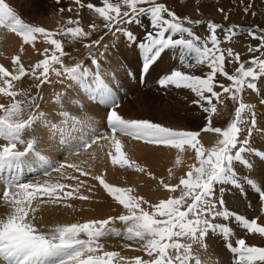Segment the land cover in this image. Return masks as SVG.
I'll return each mask as SVG.
<instances>
[{
	"label": "snow or ice",
	"instance_id": "obj_1",
	"mask_svg": "<svg viewBox=\"0 0 264 264\" xmlns=\"http://www.w3.org/2000/svg\"><path fill=\"white\" fill-rule=\"evenodd\" d=\"M75 3L80 8L86 7L98 14L106 21L104 26L109 30L115 28V32L125 35L129 42H135L142 55V74L154 70V65L162 64L165 57L174 54L170 50H182L181 57L194 53L195 64L185 63L181 59L182 67L206 64L209 69L206 75H191L176 69L165 74L159 84L162 87L171 85L190 89L197 98L192 103L207 114V126L201 131L214 133L218 139L212 147L206 148L199 139L201 132L175 130L149 120L124 118L117 111L119 105L112 88L100 75L101 65L98 60L92 58L91 63L95 65L93 70L80 62L68 65L63 59L68 53L63 41L55 38L56 36L77 40L90 35L79 26L78 20L67 21L69 25L77 26L61 27L52 32L25 22L7 0H0V28L10 30L22 38L21 51L24 50V45L34 47L38 36L52 46L51 50L45 48L44 58L30 68L25 67L20 55L12 57V70L0 64V95L11 101L7 104L0 103V139L7 142L0 144V200L8 209L0 216V264H202L201 259L193 254V245L206 249L210 233L218 232L224 237L232 235L229 226L214 222L220 218L225 221L234 218L248 232L264 235V226L258 223V218L248 219L230 211L225 206L223 195L224 185L241 187L240 175L244 174L245 169L252 167L248 154L254 153L264 158V152H257L250 147L254 131L259 127L264 134V126L259 125L256 106L246 103L243 98L246 89L257 93L261 91L258 82L264 78V58H261L264 57V31L257 35L255 31L249 30L248 34L260 41L257 47L250 48L249 51L259 52L261 56L241 62L240 53L234 52L232 48H221V40L217 35V30L222 28L220 24L207 21L210 35L201 38L190 25L205 23L204 21L182 18L158 0H102V6L85 4L82 0H75ZM63 11L64 9H60V12ZM142 17H150L152 26L143 41L131 31L116 27L120 24H139ZM89 27L94 30L96 25L90 24ZM223 30L227 41L239 34L236 25ZM98 43L99 41H94L86 47L91 48ZM228 57L238 64L232 74L225 70V60ZM218 74L231 83L228 86L219 83ZM53 75L62 85L67 81L66 88L77 95H58L57 106L50 112L40 110L37 100L42 97L31 96L27 90L16 88V82L25 77L38 81L35 87L40 88L43 84L51 83ZM217 88L221 91H217ZM225 94L237 105L234 118L225 127H214L212 117L218 112V104L224 103L222 97ZM88 96L109 106L106 115L108 130L105 133L93 128L86 116L77 119L70 112L74 103ZM260 104L264 105V98L260 99ZM79 107L83 108V104L79 103ZM85 127L88 128L87 133H84ZM77 133L86 134L88 138L85 140L83 135L78 136ZM120 137L163 145L180 152L185 151L186 146L194 150L196 162L188 166V172L179 178L177 184L170 185L163 179L160 180L163 188L170 192L174 193L179 189V196H170L150 204L143 197L134 195V189L116 187L106 182L101 174L93 179L99 181L108 194L127 210V214L57 224L48 230H40L34 223L37 209L33 207V201L38 196L48 197L51 203L76 198L79 185L73 187L60 182L22 181L20 174L32 159L35 146L44 143L55 147L61 143L71 144L73 140L84 150L91 149L94 145L101 149L107 146V155L113 165L145 172L144 167L127 157ZM92 157L95 159L94 153ZM175 163H182L179 156ZM65 168L73 169L81 176L90 175L74 163L61 164L55 171L61 172ZM5 172L8 173L7 176L2 175ZM169 174H172L171 169ZM65 178L79 180L77 176ZM247 183L255 185L252 179H247ZM256 191L261 201H264V187H256ZM78 198L90 199L83 195ZM143 205H147L151 211ZM116 221L125 224L123 232L110 227ZM109 236L123 237L139 244V250L147 258H127L118 251L105 250L101 240ZM236 244L238 246L228 245L232 253L236 254L235 264H264V247L248 246L244 239H238Z\"/></svg>",
	"mask_w": 264,
	"mask_h": 264
},
{
	"label": "rangeland",
	"instance_id": "obj_2",
	"mask_svg": "<svg viewBox=\"0 0 264 264\" xmlns=\"http://www.w3.org/2000/svg\"><path fill=\"white\" fill-rule=\"evenodd\" d=\"M62 1L70 4L69 5L70 7L68 8L62 5V3H60ZM7 2L10 3V5L13 4L15 5L16 3H23V2L32 3L33 0H12V1L7 0ZM37 2H39L40 6L42 7L41 12L45 17L44 19H47L45 20L47 21L45 23H50L49 25L50 27H46V28L44 27L45 29L55 32L58 27L67 28V27L77 26V25H69L67 23L69 19H73V20H78L79 26L83 27L85 31H88L90 33L88 37L77 40H69L67 37L56 36L57 38L63 41L65 51L68 53L67 56L63 57V59L65 63L68 65H74L76 62H80L85 67L93 70H95V65L91 63V60L92 58L98 60L101 65L100 75L103 79H105L106 83H108V85L112 88L113 94L115 95L117 103L119 105L117 111L119 112L120 115H122L124 118H126L125 115L127 114L136 118H138L139 116V118L145 119L144 117L140 116L139 111L141 109L148 112L147 114L149 118L158 117L157 120L151 122L156 123L157 121V123L165 127H168L166 124L168 125L170 124L174 127L175 130L201 132V136L199 137V139L206 148H210L215 144L217 138L210 137V139H206V137H204L207 136V134L215 135L214 133L201 131L204 127L207 126V114L204 113L203 110L198 105L192 103L194 99H197L195 97V94L192 93L190 89L176 88L171 85H169L168 87H162L159 84V80L165 74H168L172 70H176V69H180L181 71H184L191 75H201V76L206 75L207 71H209L206 64L197 65L191 68L181 66V58L185 60V63L195 64L194 53L189 54L186 57H181L180 52L182 50L179 49L170 50V52H174V54H170L169 56L165 57L164 62L162 64H159L157 66L154 65L153 66L154 70H150L147 74L143 76L141 74L142 55L140 49L138 48V46H136L135 42H129L125 35L119 32H115V28H113L112 30L106 28L104 26L106 21H104L103 18L99 17L98 14H96L94 11L87 9L86 7L80 8L75 3V0H41V1L37 0ZM82 2L85 4L94 3L97 6H102V0H82ZM158 2L166 4V6L170 10L174 11L178 16L182 18L189 17L193 20L199 19L204 21L205 23H201L198 25L197 24L190 25L193 31L201 38H206L208 35H210L209 30L207 29V21H213L220 24L222 28L217 30V35L218 38L221 40V45H220L221 48L225 50L228 48H232L234 52L240 53L241 62H248L253 57L261 56V53L259 52L249 51L250 48L257 47L260 44V41L253 38L248 33L249 30L254 31L255 28L264 29V0H158ZM60 9H64V11L60 12ZM69 9H71V11H69ZM83 9L86 10L84 11ZM220 9H223V11H220ZM245 9H247V11H245ZM61 16H63L62 19L63 21L60 27L61 20L59 19ZM37 19L38 21L40 20L39 18ZM54 21H56V23ZM90 24H95L96 28L93 30L91 27H89ZM233 25L237 26V31L239 32V34L237 36H234L230 41H227L225 39L226 32L223 29L227 27H231ZM116 27H123L127 31H131L133 35L141 41L145 39L147 32L152 30L150 17L148 18L142 17L141 22L139 24L136 23L120 24V25H116ZM94 41H99V43L94 44L91 48L86 47V45L92 44ZM36 44H39V47L35 53V56H37L38 51L41 50L42 52L39 55L40 58L35 63L39 62L41 59L44 58L43 52L45 48H49L50 50L52 48V46L47 44V42L42 37H39L37 39ZM40 45H42V47ZM126 46L133 48V50L135 51L134 52L135 60L134 63L130 64V66H128L127 64L128 59L126 57L124 58L123 55L121 56V53L124 51ZM30 59L31 58H29V62ZM33 65L34 64H32L31 66ZM29 66L30 64H28L27 68L31 67ZM134 66L136 67L134 68ZM246 66H248L247 63ZM236 67H238V64L234 60H232V58L230 57L226 58L225 60L226 71L232 74L234 73ZM24 81L27 82L25 84H22L21 81L16 82L17 84L16 88L18 89L23 88L27 90L31 96L42 97V99L37 100V103L40 105L41 111L45 109L43 107L45 103L44 101L47 96L44 88H48L49 92H51L50 93L51 96H53L55 95L56 92L55 87L62 86V84L59 82V79L56 78L54 75L51 77V81H52L51 83L43 84L40 88L35 87L38 81H35L31 77H28ZM217 81L219 83L224 84L225 86H228L231 83L225 77L220 76L219 74L217 75ZM19 83H21V85ZM66 83L67 81H65V84ZM258 83L261 91L257 93V92H253L252 90L246 89L243 94V98L246 103H252L256 106L259 125L264 126V105L260 104V99L264 98V78H261V80ZM216 90L221 91V89L219 88H217ZM65 92H66L65 90L64 91L61 90V92H59L58 95L60 94L64 95ZM58 95H56V97ZM55 99L56 98L53 97V101ZM222 99L224 100V103L218 104L217 106L218 112L212 117V126L214 127H225L230 122V120L234 118V111L237 105L227 98V94H225L224 97H222ZM0 100L1 102L4 101V98L1 95H0ZM89 101L86 100L85 102L90 104L94 103ZM10 102H11L10 98H8V103ZM95 103L96 105L105 108V110H103L101 114L105 120V126H106V115L109 111V106L104 103H101L99 99H96ZM122 110H125V112H123ZM71 113L74 114L73 112ZM75 115L77 118L78 117L77 114ZM162 118L163 120H161ZM183 126H185L186 128ZM107 130L108 129L106 126L105 131ZM84 132L85 133L88 132L87 127H85ZM98 132L104 133V131H98ZM77 135L80 136V133H77ZM87 138L88 137L86 135L85 140ZM120 138L124 144L129 140H133L136 143H139L138 140L130 137H120ZM250 141H251L250 147L256 149L257 152H264V134L260 132L259 127L257 128L256 131H254L252 137L250 138ZM4 143L7 142L1 139L0 144H4ZM147 145H152V144H147ZM56 148H58L61 151L78 150L76 151V153L87 152V150L89 152L90 150H92V149L84 150L80 148L76 140H73L71 144L61 143L58 146H56ZM150 149H151L150 151L152 152L160 151L162 149L168 151L169 147L163 145H155L153 147H150ZM123 151L127 155V149L124 148ZM183 152L195 156L194 150H192L190 147L186 146L185 151ZM153 157L157 162L158 159L156 155H153ZM247 158L250 159L252 163V167L250 169H245L244 174L240 175L239 179L241 181V187L237 188L232 185L223 186L225 188V192L223 193L225 198V206L230 211L236 213L237 215H242L245 218L248 219L258 218V223L261 226H264V222L261 220V218L258 217V216H264V201H261L259 194L256 191V187H264V181L261 180L258 174L253 172L254 170L257 169L261 170L260 168L264 167L263 166L264 162L262 163V161H264V158H260L254 153L248 154ZM63 162L64 161H62L61 159L59 161L53 162V164L51 165L48 162L45 163L43 166H39L37 172H35L36 174L39 175L35 179L36 181L34 180L28 183H36V182L43 183L44 181H50V182H60V183L69 184L72 185L73 187L79 185L80 189L79 192L76 194V198L65 199L59 203H56L55 205V203H51L49 201L48 197L41 196L40 198V196H38L36 201H33V207H35L38 211V209L42 208L41 206L44 204L47 208H49V210L57 211L56 212L57 215L65 214L67 218L75 219L77 222H79V214L81 212L74 210V208H76L75 202L85 201L83 199L77 198L81 196L82 193L80 191L81 190L80 183L83 181L82 180L83 178L79 177L80 181L66 179L65 172L70 168H65L62 169L61 172H56L55 169L59 167V165L64 164ZM158 163L159 162H157V164ZM159 164L161 166V163ZM140 165L146 169L145 172H138L128 167L121 168L119 165H117L120 174L125 176L123 179L124 181L119 180L120 184L123 185V187H129L135 189L133 188L135 187L133 184L135 180L138 181V184H140V186L142 185L143 186L145 185L146 187L148 186L147 187L148 190L142 187V189L146 191L147 194L146 196L143 195L141 192L136 194V190H134L133 194L136 196H141L145 200L148 199L147 201L150 204L158 203L161 199H167L170 196H179L180 194L179 189H177V191L173 193L167 189H164L163 186L160 184L161 179H163L165 183H168L170 185L177 184L176 179L173 178L175 174L173 173L170 175L168 173L169 167L165 168L164 172L162 171L163 172L162 175L168 176V179L166 180L167 177L164 178V176L162 175L161 176H156V175L154 176L153 174L149 175L150 171H155V169L159 171L157 166L154 167L152 164L148 166L147 164L142 162H140ZM258 165L259 167H257ZM151 166L154 167L155 169L152 168ZM237 170L239 171V168ZM186 173L187 172H185V175ZM29 176L30 175H28L27 177ZM247 179H252L255 182V185L254 186L249 185L247 183ZM23 181L26 182L27 179L25 178ZM218 189L219 186L217 188V191ZM102 191L105 194L108 193L105 189ZM255 199L257 203L260 204V211L255 213V210H252L251 213H249L251 207L255 206V202H254ZM0 202H2V200H0ZM66 202H68V205L71 206L69 207L68 205H66L67 204ZM111 202L115 205L118 204L117 205L118 207L120 206L122 209H124L123 206L120 205L119 203H116L112 200ZM38 203H40V205H38ZM143 206L147 210L151 211V209H148L147 205H143ZM84 207L85 209H87L90 207V204L87 202L84 205ZM0 211L3 214H5L8 211L7 205L2 207ZM69 212H71L72 214L69 215L68 214ZM253 214L255 216L252 217ZM214 222L226 224L230 228L232 226L231 228L232 235L231 237H224L221 233L218 232L210 233L206 240V244H207L206 249L202 248L200 245H193V254L201 259L202 264H206V261H209L210 258H211V264H235L236 254L232 253L228 245L232 244L234 246H238L236 244L238 239H244L248 246L264 247V235L248 232L246 229L243 228V226L238 221H235L234 218H231L228 221H225L222 218H220ZM34 223L40 230L50 229L49 227H45L43 225V219L39 216L38 212L35 213ZM233 224L236 225V227H233ZM110 227H114L118 230H121L122 232L126 228L125 224L119 221H116L114 224L110 225ZM103 239L101 240L103 241L102 244L105 246V248H107L106 247L107 245L108 246L107 249H113L118 245L117 249L119 250L122 256H125L127 258H132L135 256H141L143 258H147L146 254L143 251L139 250L140 245L136 244L133 241H128L123 237H116V236H109ZM252 240H254L255 242ZM125 245H131V247H125ZM213 258L215 261L214 263L212 260ZM216 259L218 260L217 262ZM223 260L224 262H222Z\"/></svg>",
	"mask_w": 264,
	"mask_h": 264
},
{
	"label": "bare ground",
	"instance_id": "obj_3",
	"mask_svg": "<svg viewBox=\"0 0 264 264\" xmlns=\"http://www.w3.org/2000/svg\"><path fill=\"white\" fill-rule=\"evenodd\" d=\"M42 2H44V1H42ZM60 3H62V5L66 6L68 8L70 7L69 6L70 4H68L67 2L62 1ZM11 6L16 10L17 14L25 22L34 24L36 26H42L45 28L50 27L49 26L50 23H45V22H47V21H45L47 19H44L45 17L43 16V13L41 12L42 7L40 6L39 2H37V0H33L32 3L23 2V3H16L15 5L13 4ZM83 10L85 11L86 9H83ZM66 15H65V17H66ZM63 16H61L59 19V20H61L60 27L62 25ZM37 18H39L40 20L38 21ZM56 21H54V22L56 23ZM48 22H50V21H48ZM57 29H59V27ZM256 30H257V32H256ZM254 31L257 34H260L262 31H264V29L255 28ZM38 38H39V36L37 37V39ZM39 44H36V42H35L34 47L31 45H24L23 46L24 50L21 51L22 38L18 37L16 34L12 33L10 30L0 28V64L9 68V70H12V68H13L12 57H14L15 55L21 56V61L25 65L26 68H27L28 64H30V66L32 64H35V62L40 58L39 55L42 52L41 50L38 51L37 56H35V53L39 47ZM40 46L42 47V45H40ZM129 49H130V51H129ZM134 52L135 51L133 50V48L126 46L124 51L121 53V56L123 55L124 58L126 57L128 59V62H127L128 66H130V64L134 63V60H135ZM107 53H108V51H107ZM29 58H31L30 62H29ZM135 67L136 66H134V68ZM27 78L28 77H25L22 79V81H21L22 84H25L27 82V81H24ZM19 84L21 85V83H19ZM65 85H62L61 87H55L56 92H55V95H53V96H51V94H50L51 92H49L48 88H44L46 91V94H47L46 99L44 101L45 102L44 107H43V108H45L43 110L44 112H50L57 106V101H56V99L53 101V97L56 98V95H58L59 92H61V90H63V91L65 90L66 91L65 93H68L70 95H74V96L77 95V93L72 92L70 89H67ZM60 95L62 96V94H60ZM3 98H4V101L1 102V100H0V102L7 104L8 103V97L3 96ZM88 98L83 99L80 102L74 103L72 105L70 111L73 112L74 114H77V116H78L77 118H79L80 116H86L88 118L89 122L92 124L93 128H95L97 131H104V133H105L106 132L105 131L106 130L105 120L101 114V112L103 110H105V108H102L99 105H96V103H93V104L92 103L91 104L86 103L85 102L86 100H88V101L90 100L89 102H94V100H95V99H92L91 96H88ZM79 103L83 104V108L78 107ZM122 111L125 112V110H122ZM139 112H140V116L144 117L145 119L139 118V116H138V118H136V117H133V116H130L127 114L126 115L124 114V115H125L126 119H141V120L155 121L158 118V117L157 118H154V117L149 118L148 114H147L148 112L141 110V109ZM161 120H163V118ZM170 121H172V120H170ZM156 123H157V121H156ZM166 125L168 127H173L170 124L169 125L166 124ZM183 127H185V126H183ZM173 129H174V127H173ZM80 135H83L84 139L86 138V134L80 133ZM204 137H206V139H210V137H214V138L218 139L216 134L215 135H208L207 134V136H204ZM25 138L27 139V137H25ZM124 142H125V140H124ZM101 143H106V142L101 141ZM125 144H126V146H125ZM125 144L123 143V147L125 149H127V157H129L131 160H134L138 164H140V162H142V163L147 164L148 166H150L151 164L154 167L157 166L159 171H157L154 167L151 166L152 168L155 169V171L149 172V173L152 172L151 174H153L154 176L155 175L161 176L163 174V172L165 171V168L169 167V169L172 170V174L173 173L175 174V176L173 178L176 179L177 183L179 181L180 176H185V172H188V170H189L188 166L190 164L196 162L195 156H193L192 154L179 152L178 150H174L173 148H169L168 151L162 149L160 151H153L152 152V151H150L151 150L150 147H153L155 145H147L143 141H139V143H136L133 140H129ZM259 145H261V144H259ZM35 147H36V151L32 154V159L27 163V165L23 168V170L20 174V179L22 181L27 177L28 173L32 172L33 169H35V168L38 169L39 166H43L45 163H48V162L51 165V164H53V162H56V161H59L62 159V161H64L63 162L64 164L74 163V164L80 165L86 172L90 173V175L81 176L75 170L68 169L65 172V176L70 175V176H78L80 178H83L82 183H80L81 184V190L80 191L82 192L81 195H85V196L90 197V199L83 201L85 203L74 201L76 203V204L74 203L76 205V208H74V210L81 212L79 214V222H86V221L92 220V219H106L110 216L114 217V216H118L121 214H127V210L122 209L120 206L119 207L117 206L118 204L115 205L111 202V200H112V201L118 203L117 201H115V199L110 197V195L108 193L105 194L102 191V190H104V188L102 185H100L99 181L93 179L94 176L103 174L106 182H108V183H110L116 187H123V185L120 184L119 180L122 181L125 176L120 174V171L118 170L117 165L112 164L111 158L107 155V152L109 151L107 146H105L103 149H101L98 146L94 145L91 148L92 150H90L89 152L87 150V152H80L78 155L76 154V152L74 153L73 150L61 151L58 148H56V146L53 147L51 145L44 144V143L37 144ZM112 151H113V149H112ZM93 153L95 154V159H93V157H92ZM153 155H156V157L158 159L157 162L161 163V166L159 163L157 164ZM178 156L182 160V163L180 165H176V163H175L176 158ZM41 157H43V160H41ZM155 162H156V165H155ZM263 162L264 161H262V163ZM263 166H264V163H263ZM257 167H259V165ZM49 168H51V167H49ZM260 169L261 170L257 169L258 171L254 170L253 172L258 174L259 177L261 178V180L264 181V177H263L264 176V167H261ZM248 174H250V173H248ZM2 175L7 176L8 173L5 172ZM162 176H164V175H162ZM164 178H166V180H167L168 176L165 175ZM133 184L135 186L133 188H135L134 190H136V194L141 192L143 195H145V196L147 195L146 191L144 189H142V187H144L146 190H148L147 189L148 186L146 187L145 185L143 186L142 184H141L142 186H140V184H138L137 180H135L133 182ZM79 189H80V187H79ZM40 198H41V196H40ZM70 201H68V202H70ZM68 202H66L67 204L66 203L65 204L68 205ZM87 202L90 204V207L85 209L84 205ZM254 202H255V206L251 207V209L249 210V213H251L252 210H255V213L260 211V204L257 203L256 199ZM38 205H40V203H38ZM55 205H56V203H55ZM4 206H5V204L0 202V210ZM41 207L42 208H39L38 211L36 210L35 213H37V212L39 213V216L43 219V225L45 227L52 228L53 226H55L57 224L77 222L75 219L67 218L65 216V214L64 215H59V214L57 215L56 214L57 211L49 210V208H47L44 204ZM68 214L71 215L72 213L69 212ZM2 215H4V214L0 211V216H2ZM253 216H255V215L253 214L252 217ZM258 217L261 218V220L264 222V216H258ZM122 227H124V226H122ZM233 227H236V225L233 224ZM231 228H232V226H231ZM103 241H104V239H103ZM103 241H101V243ZM252 241H254V240H252ZM117 246L114 247L113 249H107L108 246L106 245L107 248H105V246H104V248H105V250L118 251L119 252V250L117 249ZM212 260L214 263L215 262L214 258ZM217 261L218 260L216 259V262ZM222 262H224V260ZM206 264H211V258L209 261H206Z\"/></svg>",
	"mask_w": 264,
	"mask_h": 264
}]
</instances>
